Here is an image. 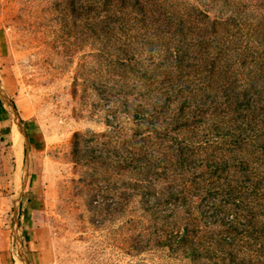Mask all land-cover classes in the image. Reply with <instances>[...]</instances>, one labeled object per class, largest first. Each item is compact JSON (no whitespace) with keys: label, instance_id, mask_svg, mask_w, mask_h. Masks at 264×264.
<instances>
[{"label":"trees","instance_id":"trees-1","mask_svg":"<svg viewBox=\"0 0 264 264\" xmlns=\"http://www.w3.org/2000/svg\"><path fill=\"white\" fill-rule=\"evenodd\" d=\"M87 1L112 118L92 150L74 135V161L103 159L139 198L132 249L264 264V0Z\"/></svg>","mask_w":264,"mask_h":264},{"label":"rangeland","instance_id":"rangeland-1","mask_svg":"<svg viewBox=\"0 0 264 264\" xmlns=\"http://www.w3.org/2000/svg\"><path fill=\"white\" fill-rule=\"evenodd\" d=\"M92 16L87 0H0V264H189L135 252L139 198L125 206L103 159L74 161L75 134L87 151L111 130Z\"/></svg>","mask_w":264,"mask_h":264},{"label":"bare ground","instance_id":"bare-ground-1","mask_svg":"<svg viewBox=\"0 0 264 264\" xmlns=\"http://www.w3.org/2000/svg\"><path fill=\"white\" fill-rule=\"evenodd\" d=\"M0 92H1L2 98L5 99V94H4V92H3L2 89H0ZM18 132H19V138H20V140H21V132H20L19 128H18ZM20 140H19V142L17 143L16 148H18V144L20 143Z\"/></svg>","mask_w":264,"mask_h":264}]
</instances>
